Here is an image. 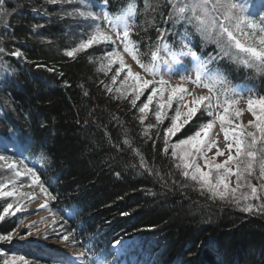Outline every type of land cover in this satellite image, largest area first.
Segmentation results:
<instances>
[{
	"label": "trees",
	"instance_id": "trees-1",
	"mask_svg": "<svg viewBox=\"0 0 264 264\" xmlns=\"http://www.w3.org/2000/svg\"><path fill=\"white\" fill-rule=\"evenodd\" d=\"M132 2L138 11L129 39L144 64L150 63L153 46L168 43L179 53L185 37L183 42L202 60L218 55L216 46L206 44L191 25L166 20L171 8L166 0L147 14L144 0ZM239 2L258 8L261 0ZM82 3L94 11L104 0H5L0 154L36 172L55 197L52 208L62 218L65 235L84 250L89 264L111 263L109 246L120 239L133 241L136 258L143 254L136 264H264V212H245L212 198L182 175L166 150L169 120L144 118L141 99L133 105L131 94L116 91L119 79L103 65L101 46L66 54L92 32L87 18L68 14ZM121 6L126 0H108L109 11ZM152 17L149 27L145 21ZM157 29L164 32L163 40H158ZM208 69H219L232 87L264 95V72L228 58L217 59ZM208 121L204 113H195L172 140L191 136ZM6 206L0 199L5 217L0 236L12 234L25 218L17 211L3 213ZM14 252L0 243V264Z\"/></svg>",
	"mask_w": 264,
	"mask_h": 264
},
{
	"label": "snow or ice",
	"instance_id": "snow-or-ice-1",
	"mask_svg": "<svg viewBox=\"0 0 264 264\" xmlns=\"http://www.w3.org/2000/svg\"><path fill=\"white\" fill-rule=\"evenodd\" d=\"M48 3H57L58 0H47ZM5 0H0V19L7 14L6 10L2 8ZM166 4L171 5L168 11L167 21L173 23H179L184 21L186 24L191 25L196 33H199L201 39L206 43H215L219 49L217 56H209L207 60H202L197 52L193 51L189 47L188 43H184L182 38V47L179 53H175L171 50L168 43L157 44L154 50L150 49V63L144 64L140 59L139 49L133 45L129 39L130 32L134 25L130 23V20L137 14V4L132 0H126V6H121L115 12L108 10V0H104L102 7V16L94 13L93 11H81L74 10V13H68L69 15L78 14L80 17L91 18L93 21H103L105 28L100 26L97 22L94 25L93 31L89 35L87 40H82L81 43L68 51V56H73L76 52L86 50L92 47L94 44H98L105 41H111L115 43L119 40L123 45V50L128 53L132 59L148 74L157 75L159 72V62L162 57L160 56V50L168 54V57L173 61L176 60L177 55H183L185 57H191L195 60V78L192 81L197 86H203L208 89L209 96H196L192 100V105L189 111L185 114L188 117L193 116L197 112V108L200 104L204 103L205 110L209 116L213 115V99H215V115L212 121L203 125L194 136H190L185 140L179 141L178 145L173 147H179L180 145H190L191 149H194L196 154H199L204 159L205 166L207 168L215 169L214 181L210 178V171H202L201 167L195 163L197 156L191 151H185L181 157L182 165L177 167H183L184 171L182 175L186 178H190L193 181H197L202 189H206L212 198L229 199L238 207L242 206V210L245 212H252L253 210L258 212H264V198L258 195L259 191H264V183L254 184L252 181H264V95L256 96L252 90L249 89L246 92L237 91L234 88H229L226 76L220 72L219 69L210 71L208 65L215 62L220 58H228L234 63H239L245 68L254 69L256 72H264V0H261L259 7L255 4L249 5L247 3H240L239 0H180L179 3L174 0H166ZM88 7L89 5H85ZM94 7L95 5H91ZM161 7L160 0H144V12H156ZM254 9V10H251ZM154 17L147 19L145 23L151 27L153 25ZM7 26V24H5ZM159 35L158 40H163L164 32L157 29ZM113 34L116 40H113ZM186 50V51H185ZM3 51V49H0ZM13 55L19 56L21 53L15 52ZM115 57L121 67H124V61L119 52L113 49L112 52L107 53V58L111 60ZM167 63V61H165ZM51 70V69H50ZM128 75L134 79L139 80L140 77L133 75L129 70ZM115 79V78H114ZM189 77H182V80H187ZM152 81L144 80L143 84L136 91V98L138 99L142 89L147 87ZM159 84L162 86L159 91L162 93L166 85V81L161 79ZM217 85L222 86L220 90L217 89ZM158 91L156 87L152 88L153 94ZM176 93H187V89L180 85L170 87L168 95V104H172L173 95ZM152 95L148 96V101L151 102ZM180 99H183L181 95ZM245 100L247 111L252 115L253 119L249 120L247 125L236 124L232 127H226V125H233L231 117L239 119L242 115L237 105L240 100ZM132 104H136V99L132 100ZM149 107L148 103H145L143 107H140L139 111L144 113ZM163 107V105H161ZM219 109H223L220 111ZM179 115V113H177ZM156 119H161V113H156ZM216 121L220 123V130L223 132L225 146L221 149L217 145L216 140L206 139ZM187 123V121H185ZM251 128V131L247 129ZM180 130V126L173 123V127L167 129L166 139L168 135H175ZM203 134V135H202ZM231 139V142H228ZM128 144V141H124ZM235 149V155L232 154V149ZM215 148V154L211 157L206 155L207 151H211ZM225 150H227L226 159L223 162L216 163V157L224 156ZM138 154V153H137ZM175 151L173 155H175ZM191 157V159H189ZM41 161H45L47 157L41 153ZM0 161L4 164H0V168L7 167L12 170L16 177L21 175H27L32 178V185H38L41 193L44 194L46 200L40 205L41 208L47 207L48 199H55L47 191L44 185L40 182V177L36 172L30 168L25 167V171L22 173L16 171L17 165L15 162H10L9 157L0 155ZM23 164V161H21ZM144 165L143 157H141V166ZM188 169H192L191 172ZM235 177V187H230V177ZM15 185V181H12ZM23 186V185H21ZM31 187V185H29ZM247 188L250 191L240 192V189ZM28 196L32 197L29 193L13 191H0V196L13 197V196ZM250 200H261L259 205L250 203ZM243 201V205H242ZM13 208V204L9 203L3 208V213H9V210ZM16 210H20V203L16 202ZM15 214V213H11ZM5 217L0 214V220ZM34 226V224H33ZM72 238L70 235H64L61 237L64 241ZM0 240L11 241L12 234L0 236ZM121 241H116V244ZM4 264H16L14 260H6ZM97 264H104V261H98Z\"/></svg>",
	"mask_w": 264,
	"mask_h": 264
},
{
	"label": "rangeland",
	"instance_id": "rangeland-1",
	"mask_svg": "<svg viewBox=\"0 0 264 264\" xmlns=\"http://www.w3.org/2000/svg\"><path fill=\"white\" fill-rule=\"evenodd\" d=\"M179 2L180 0L177 3ZM77 9L81 11H90L89 10L90 8L86 7L85 4L83 3L81 5L77 4V8L73 10H77ZM95 13L102 16L101 11H97ZM87 19L91 23L92 31L95 23L97 22L100 23V26L102 28H105V24L102 20L93 21V19L91 18H87ZM105 30L107 29L105 28ZM113 40H116L114 34H113ZM208 44L216 46L215 43H208ZM93 46H101V50L106 52V54H104L101 60L103 62V65L107 68V70H113L115 71V74H117L116 76H118L119 84L115 86L117 88L116 91L118 90L120 94L122 95L131 94L135 99H137L136 91L143 84L144 80L152 81V83H150L147 87H144L142 89V92L138 98V100L141 99L140 101H142V107L145 103L149 104L148 109L144 113H141V115L144 118H150L158 122V120L156 119V113L160 112L161 119L159 120V122L169 120V124H167V126L165 127V133H164L166 150L173 158L176 167L178 164L182 165L181 157L184 155V152L191 151L194 155L197 156L195 163L201 167L202 171H210L211 172L210 178L213 179V182H215L214 181L215 169L210 170L209 168H207L205 166L204 159L201 158L199 154H196L194 152V149H191L190 145H180L179 147L176 148L173 147L174 145H178L179 141H181L179 140L174 142L172 140V138L177 134L178 131L175 133V135H168L166 139L167 129L173 127L174 122L176 125L180 126L181 129L182 126L186 124L185 121L188 122L193 117V116L188 117L187 115H185L189 111V109L193 107L191 103L193 98L201 95L203 96L210 95L208 89L204 88L202 85L197 86L195 83L192 82L195 78V71H194L195 66L190 56L189 57H184L183 55L177 56L176 60L173 61L168 57V54L164 52L163 49H161L160 56L162 57V59L159 62V66H158L159 72L157 75L153 76L148 74L144 69H142L138 64H136L128 53L124 52L123 45L119 40H116L115 43H112L111 41H105L98 44H94ZM113 49H115L117 52L121 54L125 65L124 67H121V64L115 57H113L111 60L107 58V53L112 52ZM165 61H167V63H165ZM129 70L133 73L134 76L138 74L140 79L137 80L134 79L133 77H130L128 75ZM182 77H189V79L182 80ZM161 79L166 81V85L163 86L164 91L162 93L159 91V89L162 87L159 84V81ZM176 85H180L184 87L185 89H187L188 92L192 93V95H188L187 93L184 94L176 93L173 95L172 104L169 105L168 95H169L170 87ZM227 86L229 88H234L237 91L243 92L242 89H240L239 87H232L230 85ZM153 87H156L158 89V91L155 94H153L152 92ZM221 87L222 86L217 85L218 90H220ZM149 95L153 96L151 102L148 101ZM181 95H183V99H180ZM204 103L198 106L197 112L204 113L209 118V121L207 122L209 123L210 121L213 120L215 115V99H213L212 101L213 103L212 116L208 115L207 111L205 110ZM161 105H163V107H161ZM237 107L240 110H242V115L239 117V119H236L234 116L231 117V119L233 120V125L231 126L226 125V127H232L235 126L236 124L247 125L248 121L253 119L252 115L247 111L245 100L241 99ZM219 110L222 111L223 109H219ZM177 113H179V115H177ZM201 127L197 131H199ZM247 130L251 131L252 129L248 128ZM195 133H193L191 136H194ZM206 139L216 140L218 147L224 149L226 142L224 140L223 132H221L220 130L219 121H216L213 128L209 130V134L208 137H206ZM228 142H231V139ZM174 151L176 153L175 155H173ZM214 154H215V148H213L211 151L206 152V155L209 157L213 156ZM232 154L235 155L234 147L232 149ZM0 155L9 157L10 162H15L17 165L16 171H20L22 173L25 171L26 165L24 163L22 164L18 159L14 158L13 156H8L6 154H0ZM226 156H227V150H225L224 156L216 157L215 162L216 163L223 162L226 159ZM189 159H191V157H189ZM0 164H4V162L0 161ZM177 168L181 171V173L184 171L182 166ZM188 171L191 172L192 169H188ZM12 181H15V185H13ZM252 182L254 184L264 183V181H257L256 179H253ZM235 183H236L235 177L234 176L230 177V187H235ZM29 185H31V187H29ZM13 190L23 193H29L32 198L29 199L28 196L21 197L19 195L13 197L0 196V199L6 200L7 204L9 203L13 204V208L9 210L10 213L17 211L16 202H19L20 210L17 212H20L25 215L24 220L17 226L15 231L12 233V240L0 241V243H2L3 245L12 247V250L15 251L14 254L12 255L4 256L3 257L4 262L6 260L9 261L14 260L16 264H77V263H72V260H75V261H80L81 263L79 264H87L83 252L79 247H77L74 244L72 240L69 239L67 241H64L63 239H61V237L64 236L65 233L62 229V226L60 225L62 223L60 217L52 209L51 199L47 200L46 208L40 207V205L45 202L46 197L44 196L43 193H41L40 187L38 185H32V178L27 175H21L19 177H16L14 172L12 170L7 169L6 166L0 168V191H13ZM248 191L250 190L247 188L240 189V192H248ZM258 195L264 198V191L258 190ZM221 200H226L228 203L234 205V203L230 202V198L221 199ZM249 202L253 203L254 205H259L262 201L250 200ZM36 205L39 206L35 208ZM242 205H243V201H242ZM238 208L242 210V206ZM252 212H258V211L253 210ZM41 228L45 231L44 234L38 233L39 230H41ZM117 241H121V243L119 244H116V242L112 243L110 249L112 250V252L114 250V252L116 253H123L121 251L125 246L128 245L127 243L128 240L120 239ZM45 244H51L52 246H46L45 248L44 247ZM132 246L134 247V244H132ZM58 247H59V252L54 251ZM136 249L140 251V248H136ZM70 252L76 254V257L72 258V260L67 257H64L66 253H70ZM142 256L143 254H140L138 258H141Z\"/></svg>",
	"mask_w": 264,
	"mask_h": 264
},
{
	"label": "bare ground",
	"instance_id": "bare-ground-1",
	"mask_svg": "<svg viewBox=\"0 0 264 264\" xmlns=\"http://www.w3.org/2000/svg\"><path fill=\"white\" fill-rule=\"evenodd\" d=\"M39 205H36L35 206V208H37ZM44 230L41 228V230H39V234H44ZM31 241H34V240H31ZM46 246H52L51 244H45L44 245V247L46 248ZM114 248V247H113ZM129 248H131V246H129ZM54 251H58L59 252V247L58 248H56V250H54ZM67 255V256H66ZM132 255V254H131ZM134 256V255H133ZM64 257H67V258H69V259H71L72 260V258H74V257H76V254L75 253H72V252H70V253H66L65 254V256ZM134 257H136V256H134ZM66 258V259H67ZM139 260H143L142 258L141 259H139ZM72 263H77V264H79V263H81L80 261H75V260H72ZM142 264V263H141Z\"/></svg>",
	"mask_w": 264,
	"mask_h": 264
}]
</instances>
